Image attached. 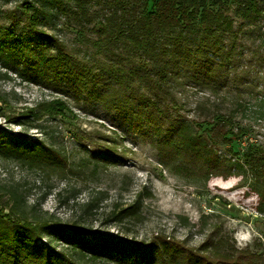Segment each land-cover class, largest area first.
<instances>
[{
  "label": "rangeland",
  "instance_id": "rangeland-1",
  "mask_svg": "<svg viewBox=\"0 0 264 264\" xmlns=\"http://www.w3.org/2000/svg\"><path fill=\"white\" fill-rule=\"evenodd\" d=\"M54 1L0 0V131L43 140L63 153L70 171L50 177L0 153L3 192L14 186L27 201V211L35 205V214L42 218L69 221L84 215L83 205L94 200L97 211L84 222L114 234L123 226L113 221L104 225L110 213L140 205V221H126L130 236L138 240L166 236L198 247L214 233L216 241L221 239L228 247L264 254V214L257 211L258 196L248 188L249 181L234 170L227 177H184L165 166L156 141L169 124L156 131L159 123L149 125L144 103L133 97L154 96L138 80L120 83L107 74L93 88V75L85 68L98 73L112 62L98 53L103 44L94 45L97 35L73 25V18L66 15L71 4L64 0V12L53 6ZM258 1L264 10V0ZM31 6L45 11L37 13L36 31L31 28L35 13ZM230 15L235 20L234 35L226 36V48L234 46L233 63L223 70L221 83L207 85L182 73L167 86L171 96L160 109L189 120L198 134L210 138L211 126L204 121L216 112L229 113L234 100L242 99L246 113L237 117L236 136L225 144L214 142V147L228 159L243 160L254 148L264 150V11L251 21L236 17L233 11ZM51 36L63 41L71 58L59 76L48 66L56 56L49 45ZM118 69L120 74L127 71ZM80 75L87 77L79 79ZM55 98L67 102L70 110L65 115L23 118L28 108ZM141 126L148 128L146 137H142ZM104 149L112 159L97 156ZM1 196L0 207L8 202L7 196Z\"/></svg>",
  "mask_w": 264,
  "mask_h": 264
},
{
  "label": "trees",
  "instance_id": "trees-1",
  "mask_svg": "<svg viewBox=\"0 0 264 264\" xmlns=\"http://www.w3.org/2000/svg\"><path fill=\"white\" fill-rule=\"evenodd\" d=\"M64 0H55L53 6L66 12ZM75 27L89 28L98 36L95 46H102V53L112 62L107 69L94 73L92 87L104 74L117 82H138L147 88L154 99L142 94L148 121L156 131L169 125L159 134L156 146L165 166L184 177H209L231 175L232 170L249 181L248 188L258 196L257 211L264 214V150L254 148L244 154L243 160L226 158L216 150V144H225L236 136L239 127L237 117L246 113L245 101L234 100L228 113L216 112L210 120V138L198 134L189 120L171 116L168 109H160L169 100V83L180 75L192 76L196 81L218 86L223 70L233 63L234 46L227 50V35H234L235 20L230 15L253 20L264 10L258 0H67ZM151 3V5H150ZM54 7V8H55ZM99 7V10L92 9ZM31 28L36 31L40 20L37 13L43 9L31 6ZM257 15V16H256ZM90 25L92 27L90 28ZM56 56L49 60V69L59 74L71 63L65 44L51 36L50 43ZM219 59L215 62L214 59ZM119 67L126 69L120 74ZM85 78L83 75L79 79ZM108 80V79H107ZM77 82V81H76ZM109 82V80H108ZM88 89V88H87ZM2 99V97H0ZM103 100V96H98ZM141 107V106H140ZM70 110L61 98L38 103L24 112L23 118L40 120L43 117L65 115ZM157 113L159 116L157 117ZM138 120H142L138 117ZM147 136L148 128L142 130ZM140 132V133H141ZM215 142V143H214ZM215 146V147H214ZM0 153L8 154L19 166L39 171L50 177L70 171L68 159L58 149L40 139H31L26 134L14 136L0 131ZM107 160L113 158L110 151L96 152ZM103 159V158H102ZM175 159L180 160L176 163ZM85 167V166H84ZM0 186V199L7 204L0 207V264H264V254L248 248L227 246L215 234L209 235L198 247L186 246L178 240L158 236L149 241L130 236L132 231L127 220L140 221V205L114 209L104 225L117 223L123 230L114 234L94 229L84 221L97 211L96 201L83 205L84 215L75 221L42 218L35 214L36 206L27 211V201L14 186ZM47 194L42 197L47 198ZM218 233H216L217 235ZM262 259V261H261Z\"/></svg>",
  "mask_w": 264,
  "mask_h": 264
}]
</instances>
